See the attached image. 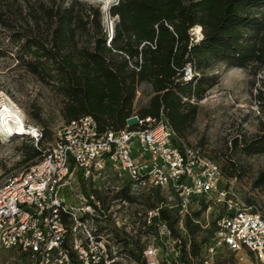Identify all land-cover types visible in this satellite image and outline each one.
I'll use <instances>...</instances> for the list:
<instances>
[{
  "label": "built area",
  "instance_id": "1",
  "mask_svg": "<svg viewBox=\"0 0 264 264\" xmlns=\"http://www.w3.org/2000/svg\"><path fill=\"white\" fill-rule=\"evenodd\" d=\"M192 77L185 67L183 80ZM134 119L136 129L117 132H100L91 116L71 120L37 162L1 183L0 249L19 251L29 264H119L128 257L118 251L117 183L134 196L163 197L139 223L142 247L133 264H189L175 227L185 232V217L199 224L191 217L194 203L213 197L221 211L201 247L202 264H211L219 247L264 264V215L231 198L219 166L185 145L162 116ZM23 136L36 147L42 131L27 127ZM163 209L175 219V234L160 219Z\"/></svg>",
  "mask_w": 264,
  "mask_h": 264
},
{
  "label": "trees",
  "instance_id": "2",
  "mask_svg": "<svg viewBox=\"0 0 264 264\" xmlns=\"http://www.w3.org/2000/svg\"><path fill=\"white\" fill-rule=\"evenodd\" d=\"M42 13L51 21L48 41L41 43L28 36L18 39L23 41L24 53L34 60L29 68L67 97V123L91 116L100 132L123 130L132 116H162L182 139L197 113V105L190 100L203 98L206 69L216 62L264 68V0H115L108 9L114 19L111 35L102 23L100 9L93 6L78 12L74 5L54 4ZM196 26L202 33L199 43L190 35ZM76 30L85 37L80 50ZM187 66L193 74L190 81L183 80ZM197 73L202 75L199 79ZM141 84L150 86L151 94L147 104L136 110L133 102ZM259 102L264 107L261 92ZM137 126L135 122L128 129ZM42 138L35 148L27 145L25 162L41 158ZM241 145L245 155L263 153L264 129ZM257 182L264 183V172ZM124 200L134 199L126 196ZM160 219L175 234V219L167 210L160 211ZM185 228L189 234L196 230L188 217ZM206 242L202 239L200 245ZM201 246L190 241V250L182 259L198 256Z\"/></svg>",
  "mask_w": 264,
  "mask_h": 264
},
{
  "label": "rangeland",
  "instance_id": "3",
  "mask_svg": "<svg viewBox=\"0 0 264 264\" xmlns=\"http://www.w3.org/2000/svg\"><path fill=\"white\" fill-rule=\"evenodd\" d=\"M114 2L115 0H0V109L7 108L18 114L24 130L27 127L40 129L44 135L41 142L43 148L52 145L58 132L67 124L64 115L69 101L52 82L40 80L31 72L29 66L34 60L24 53L23 41L18 39L28 36L46 43L51 21L46 19L42 11L54 4L61 7L74 5L78 12L89 6L99 8L103 14L102 23L108 28L113 20L108 15V9ZM194 28L190 30V35L195 43H199ZM76 31L77 49L80 50L85 37L80 33L81 30ZM196 76L199 79L202 75L197 73ZM203 77L206 79L203 98L198 102L190 100L197 105V113L185 137L180 140L189 147L199 148L204 156L219 166L224 177L221 187L228 190L231 198L255 207L264 215V183L257 182L258 176L264 172V152L245 155L241 145L243 141L247 143L261 135L264 129V107L259 102L260 92L264 97V68L255 64L240 68L216 62L204 71ZM195 85L196 82L193 86ZM150 94V86H138L134 109L138 110L146 105ZM135 122L134 116L126 121L127 125ZM23 135L25 133L10 138L0 132V184L40 159L37 157L24 161L27 145L35 146ZM112 185L118 186V251L120 255L126 253L125 256L128 257H120L119 264H133L132 256L127 252H138L142 247L141 241L138 242L141 239L139 223L142 222L146 209L155 206L163 197L158 192L134 196L129 194L126 187L117 183ZM126 196L133 198V202L124 200ZM219 211L221 206L214 197L207 204L199 199L191 212L192 219L199 221V224L192 222L196 226L194 233L189 234L187 229L183 232L175 227L188 252L190 241L197 247L201 246L202 239L208 240L212 220ZM122 223L125 227L121 226ZM201 247L198 256L186 255L183 261L202 264L204 253ZM210 263L258 264L251 254L245 251L234 253L226 247L217 248ZM0 264H29V259L17 250L0 249Z\"/></svg>",
  "mask_w": 264,
  "mask_h": 264
},
{
  "label": "bare ground",
  "instance_id": "4",
  "mask_svg": "<svg viewBox=\"0 0 264 264\" xmlns=\"http://www.w3.org/2000/svg\"><path fill=\"white\" fill-rule=\"evenodd\" d=\"M194 32L197 35L198 40H201L202 39L201 28L199 26H196L194 28ZM25 130L22 119L18 116V114L7 108L0 109L1 134L11 138V136H14L16 134H24Z\"/></svg>",
  "mask_w": 264,
  "mask_h": 264
}]
</instances>
